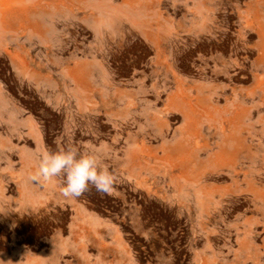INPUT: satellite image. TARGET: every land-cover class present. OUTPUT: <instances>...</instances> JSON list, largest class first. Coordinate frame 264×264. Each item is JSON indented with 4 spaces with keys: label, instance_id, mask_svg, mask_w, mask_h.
Listing matches in <instances>:
<instances>
[{
    "label": "rangeland",
    "instance_id": "374dc122",
    "mask_svg": "<svg viewBox=\"0 0 264 264\" xmlns=\"http://www.w3.org/2000/svg\"><path fill=\"white\" fill-rule=\"evenodd\" d=\"M11 5L20 16L6 25L0 3V212L16 213L29 264H264V0ZM86 108L102 171L147 191L127 210L92 192L102 221L64 217L51 255L49 226L28 217L29 181L20 193L8 173L40 166L27 121L48 122L58 154L54 132Z\"/></svg>",
    "mask_w": 264,
    "mask_h": 264
},
{
    "label": "crops",
    "instance_id": "0c3cea01",
    "mask_svg": "<svg viewBox=\"0 0 264 264\" xmlns=\"http://www.w3.org/2000/svg\"><path fill=\"white\" fill-rule=\"evenodd\" d=\"M0 3L4 8V24L8 25L12 19L20 16V11L11 5L12 0H1ZM54 112L59 114L56 110ZM46 123L36 120L26 122V135L34 143L33 152L40 166L22 167L18 172L8 173V176L20 193L25 187L24 182L29 181L28 186L34 192V197L30 202L28 217L33 225L45 223L49 226L50 235L42 240L51 249L49 254L56 255L57 251L53 250L56 242L65 239L63 228L59 226L64 217L69 221L71 213H75L73 218H80V215H76L77 209L83 208L85 216L79 219L81 223L90 225L96 220L102 221L99 219L101 211L106 212L108 208L94 203L92 192L97 190L100 197L104 194L110 198L113 206L127 210L134 207V200L142 199L147 191V182L140 183L134 178L119 175L117 171L110 172L109 168L102 171V138L95 110L86 108L75 112L54 132L53 135L62 134L61 137H54L52 142L58 154L52 153L46 140L50 134ZM61 158L67 165L58 166L55 163ZM95 174L112 185L111 189L102 193V186L95 181ZM168 199H173V196L163 200ZM3 209L0 212V264H29L35 254L27 246L17 244L13 236L16 213L6 207ZM61 254L63 257L64 250Z\"/></svg>",
    "mask_w": 264,
    "mask_h": 264
}]
</instances>
